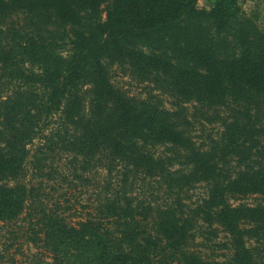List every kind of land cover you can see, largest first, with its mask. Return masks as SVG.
<instances>
[{
    "label": "rangeland",
    "instance_id": "rangeland-1",
    "mask_svg": "<svg viewBox=\"0 0 264 264\" xmlns=\"http://www.w3.org/2000/svg\"><path fill=\"white\" fill-rule=\"evenodd\" d=\"M210 1L200 0L198 10L209 12ZM241 7L221 34L201 16L175 38L162 34L112 45L101 57L102 75H92L49 121L39 88H16L9 73L41 71L46 60L54 65L65 59L69 49L47 47L49 42L63 44L65 30L91 25L104 3L0 0V172L8 176L0 177V264H157L148 239L171 231L187 240L195 264H229L237 241L257 244L262 232L242 224L235 237L230 213L224 220L215 213L260 202L256 196L232 199L236 173L251 160L238 163L243 155L231 152L237 139L249 150L246 156L257 143L264 145V96L243 84L246 91L237 95L226 81L233 94L223 88L222 97L201 101L193 75L218 62L225 67L252 60L264 70V0ZM127 108L173 115L201 160H188V151L161 143L155 133H138L149 117L134 115L125 126ZM45 127V135L61 134L52 150L39 135ZM211 167L218 171L207 178L205 168ZM148 205L149 220L135 216ZM59 216L67 227L59 226ZM87 220L104 228H91ZM34 235L41 239L37 245L28 240Z\"/></svg>",
    "mask_w": 264,
    "mask_h": 264
},
{
    "label": "trees",
    "instance_id": "trees-1",
    "mask_svg": "<svg viewBox=\"0 0 264 264\" xmlns=\"http://www.w3.org/2000/svg\"><path fill=\"white\" fill-rule=\"evenodd\" d=\"M102 1L104 9L91 25L79 29H74L78 28L74 27L71 31L65 30L63 33L66 42H63V44L49 42L47 45V47L52 48L67 47L69 53L65 59L60 57V61L54 65L48 59L41 71H35L31 68H19L9 73L11 80L17 83L16 88L20 89L25 85H34L39 88L42 96V112L49 121H52L53 118L63 112L70 96L77 94L79 88L85 83L87 84L88 79L92 75H102L101 57L112 45L116 43H131L134 40L151 39L153 36L162 34L175 38L182 30L186 29L185 27L190 20L201 16H206L214 21L217 31L221 34L239 16L242 11L241 4L255 0H211V10L209 12L198 10L200 0ZM103 13H105V17L101 15ZM208 60L207 62H209ZM252 62V60L235 61L225 67L220 66V62H218L217 66L209 67L204 75L193 74L197 77L195 81L200 85V89L202 88L197 92L199 100L206 101V98L211 100L213 97H222L225 94L223 88L230 89L226 85V81L234 84V93L237 95H241L242 92L246 91L240 89L241 84H243L250 90H255L258 95L264 96V70L260 67V63ZM97 81L99 82V80ZM106 89L110 91L111 88L107 85ZM229 92L233 94L231 89ZM164 113L158 110L140 113L132 108H127L122 113V117L125 126L130 122V117H135L134 115L149 117L151 120L140 123L138 133L149 132L147 134L142 133L143 135L155 133L154 135L161 139V143H170L178 151H188L186 158L197 163L201 160L200 155L202 154L195 149V144L187 137L181 126L175 120H171L173 115ZM45 129L47 127L39 131L41 139L45 142L43 147H47L49 150L58 147L61 140L60 131H52L49 135H45ZM237 129L241 130V135L244 132L248 136L253 135V130ZM254 131L256 132V130ZM238 140L232 142L234 146H232L231 153L243 155V157L239 158L238 163L244 159L251 161L248 162L245 171H237L236 181L231 184V197L235 200H245L256 196L260 202L255 206L243 205L236 207L234 215L225 209L218 210L219 212L215 214L221 220H224L227 219L226 216L230 213L229 216L231 217H229V223L227 224L235 237L241 235L239 228L242 224L250 226L251 230L249 232H262L261 238L258 239L256 245L247 247L237 241L234 244L233 259L229 261V264H260L259 259L264 258V145L261 146L257 141L255 153L252 155L249 153L246 156L245 154L249 150L247 151V148L239 144ZM251 142L254 143L255 141ZM253 157L259 159L254 161L252 160ZM238 166L243 169L242 167L245 165L240 163ZM214 170L218 171V168H205L204 175L209 178V175L213 174ZM0 177L1 179H8V176L1 172ZM216 177L218 179L214 183L218 186L221 183V178H223L222 171L216 174ZM223 195L222 193V198ZM209 203L207 202V204ZM151 211L152 207L148 205L141 211L136 212L135 216L147 221ZM58 224L61 227H67L65 219L60 216L58 217ZM86 224L94 229L104 228L102 222L87 220ZM28 240L33 245H37L41 241L37 235L29 236ZM148 245V250L155 258L157 264H195V260H191L188 256L186 250L187 240L180 232L157 233L148 239Z\"/></svg>",
    "mask_w": 264,
    "mask_h": 264
}]
</instances>
